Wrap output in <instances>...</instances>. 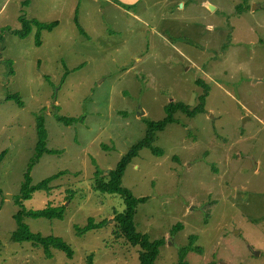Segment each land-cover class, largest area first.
<instances>
[{"label":"rangeland","instance_id":"1","mask_svg":"<svg viewBox=\"0 0 264 264\" xmlns=\"http://www.w3.org/2000/svg\"><path fill=\"white\" fill-rule=\"evenodd\" d=\"M21 18L57 25L38 46L36 27L16 35ZM196 80L208 92L204 114L177 115L156 133L162 155L142 149L124 172L122 187L147 198L136 229L165 240L155 264H179L190 235L201 253L187 264H264V0H0V264H139L115 227L122 201L93 190L95 172L114 169L169 103L195 108ZM39 117L57 153L33 165L32 185L60 176L23 208L64 215L25 223L64 239L72 259L9 240ZM90 218L108 222L78 235Z\"/></svg>","mask_w":264,"mask_h":264},{"label":"trees","instance_id":"2","mask_svg":"<svg viewBox=\"0 0 264 264\" xmlns=\"http://www.w3.org/2000/svg\"><path fill=\"white\" fill-rule=\"evenodd\" d=\"M22 29L16 32V35L24 39L28 37L33 27L37 28L36 34V45L40 46L41 33L42 31H51L56 27L57 22L52 23H42L37 20H27L21 18ZM77 26L81 33L84 34L83 29L80 27L79 23L76 21ZM195 84L202 89V94L198 97V104L195 108L191 109L189 106L183 103L171 102L165 107V118L162 121H150L147 122V129L144 136L135 144H133L129 150L121 156L120 160L116 163L114 169L109 173L97 170L95 172V181L93 190L103 194H110L118 196L123 204V209L121 212H115V227L119 235L127 242V244L132 247L138 248V261L139 264H155L156 258L160 254V248L165 244L164 239L151 240L147 234L141 233L136 229L134 218L136 214L137 207L147 201L146 197L138 198L135 197L130 190L122 187V179L127 166L131 161L138 156V153L142 149H149L151 153L155 156H161L163 151L159 148L153 147V143L156 137V133L162 132L170 124L177 122L176 116L183 115L189 119L194 118L197 115L204 114V103L208 96L207 88L201 86L200 80H196ZM20 98L18 96H7L5 101H15L21 106ZM57 121L63 123L66 126L73 125L83 121V118H67L59 117ZM37 135L38 143L36 146V155L32 159L29 169L25 174L24 182L21 186L20 195L17 197V204H19L22 209H20L15 215H13L14 222H16L17 229L14 230L10 235V242L13 243H32L35 247H42L43 252L47 259L52 258L51 250H58L64 252L68 258L74 257V250L72 247L60 237H55L52 235L44 236L41 233H35L31 228L25 223L26 218H44L48 220L53 219H63V208L55 207L48 204L42 210H27L23 208V202L32 198L34 193L37 192H47L51 191L50 184L59 178L60 174L52 176L42 183L33 186L30 178V171L33 165L41 159V157L48 153H57V151L48 150L46 147L47 131L45 128V120L42 117L37 119ZM2 155L0 156V159ZM107 220L96 223L93 218H90L88 224L84 228L76 227V232L78 235H83L85 232L90 230H95L101 228L107 224ZM182 230V225L180 223L176 224L171 231L172 235H175L178 231ZM195 235L188 236V243L186 246L181 248L180 251V261L179 264H187L184 261L185 255L189 252L201 253V248L195 244ZM88 264H93L92 256L88 258Z\"/></svg>","mask_w":264,"mask_h":264},{"label":"water","instance_id":"3","mask_svg":"<svg viewBox=\"0 0 264 264\" xmlns=\"http://www.w3.org/2000/svg\"><path fill=\"white\" fill-rule=\"evenodd\" d=\"M202 7L206 10H208L209 12H212L214 10L213 7H211L209 4H203ZM110 172V171H109Z\"/></svg>","mask_w":264,"mask_h":264}]
</instances>
